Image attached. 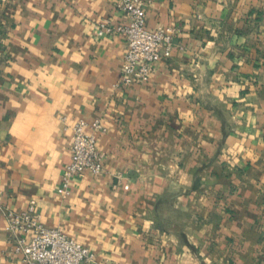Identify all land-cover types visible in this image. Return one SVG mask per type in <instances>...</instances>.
Listing matches in <instances>:
<instances>
[{
	"label": "crops",
	"instance_id": "0c3cea01",
	"mask_svg": "<svg viewBox=\"0 0 264 264\" xmlns=\"http://www.w3.org/2000/svg\"><path fill=\"white\" fill-rule=\"evenodd\" d=\"M143 3L172 46L118 87L116 0H0V200L104 264H264V0ZM76 118L107 127L103 169L64 196ZM0 264H24L1 208Z\"/></svg>",
	"mask_w": 264,
	"mask_h": 264
},
{
	"label": "built area",
	"instance_id": "2783aa9c",
	"mask_svg": "<svg viewBox=\"0 0 264 264\" xmlns=\"http://www.w3.org/2000/svg\"><path fill=\"white\" fill-rule=\"evenodd\" d=\"M116 4L125 14V22L113 23L104 18L96 23L95 29L98 35L117 33L125 37L128 48L123 57L122 73L114 86L127 87L134 80L149 79L152 65L171 49L173 29L147 28L143 0H116ZM60 118L66 120L65 115ZM70 128L71 157L62 169L58 187V192L64 196L70 194L75 176L88 171L98 174L103 169L104 153L98 148L97 137L107 130L99 118H76ZM0 208L14 250L22 254L24 264H104L88 246L66 234L61 227L45 226L34 200L18 211L0 200Z\"/></svg>",
	"mask_w": 264,
	"mask_h": 264
}]
</instances>
